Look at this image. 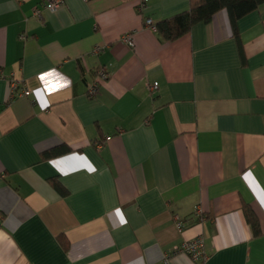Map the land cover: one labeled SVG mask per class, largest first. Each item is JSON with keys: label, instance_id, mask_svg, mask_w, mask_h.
I'll return each mask as SVG.
<instances>
[{"label": "crops", "instance_id": "obj_1", "mask_svg": "<svg viewBox=\"0 0 264 264\" xmlns=\"http://www.w3.org/2000/svg\"><path fill=\"white\" fill-rule=\"evenodd\" d=\"M46 1L0 0V264H162L198 235L204 264H264V4L239 49L226 10L145 25L189 0Z\"/></svg>", "mask_w": 264, "mask_h": 264}, {"label": "trees", "instance_id": "obj_2", "mask_svg": "<svg viewBox=\"0 0 264 264\" xmlns=\"http://www.w3.org/2000/svg\"><path fill=\"white\" fill-rule=\"evenodd\" d=\"M264 4V0H189L186 10L177 12L154 24L155 31L166 41L175 40L186 34L193 25L208 22L220 10H226L232 27V34L241 48L237 22L243 16L257 10ZM64 152L69 148L63 147ZM56 151L52 152L55 154ZM53 187L62 193L59 184L53 182ZM244 214L254 235L259 234L257 218L249 206H244Z\"/></svg>", "mask_w": 264, "mask_h": 264}, {"label": "built area", "instance_id": "obj_3", "mask_svg": "<svg viewBox=\"0 0 264 264\" xmlns=\"http://www.w3.org/2000/svg\"><path fill=\"white\" fill-rule=\"evenodd\" d=\"M146 0H139L138 11L142 12L146 8ZM63 3V0H47L46 7L51 11H56ZM45 7V6H44ZM40 8L35 7L33 14L36 16L40 15ZM145 25L150 29L155 31V26L152 23L151 19H145ZM123 41L130 47H132L133 41L131 40L130 34L123 36ZM99 49L96 48V52ZM108 78V73L104 68H100L96 71V74L88 87L87 94L93 96L96 94L100 84ZM18 81L10 80L9 81V98H13L15 95L27 96L28 93L24 90H18ZM150 92L157 90V83H152L150 85ZM195 214L201 216L200 209L195 210ZM176 225L178 229H181L184 225L183 222L176 218ZM204 237L198 235L196 238L190 241H183L180 244L174 245L170 250L166 251L162 255V264H172L171 257L177 254L186 256L192 264H204L206 260V254L204 249Z\"/></svg>", "mask_w": 264, "mask_h": 264}, {"label": "snow or ice", "instance_id": "obj_4", "mask_svg": "<svg viewBox=\"0 0 264 264\" xmlns=\"http://www.w3.org/2000/svg\"><path fill=\"white\" fill-rule=\"evenodd\" d=\"M53 87H54V85H53Z\"/></svg>", "mask_w": 264, "mask_h": 264}]
</instances>
